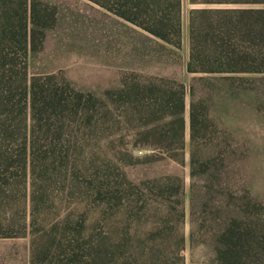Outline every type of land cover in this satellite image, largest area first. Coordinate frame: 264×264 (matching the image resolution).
Returning <instances> with one entry per match:
<instances>
[{
  "label": "rangeland",
  "instance_id": "obj_1",
  "mask_svg": "<svg viewBox=\"0 0 264 264\" xmlns=\"http://www.w3.org/2000/svg\"><path fill=\"white\" fill-rule=\"evenodd\" d=\"M246 6L264 8V2L217 7ZM198 7L181 0V39L175 46L159 43L91 0H0V154L15 157L25 131L33 129L56 135L57 158L51 165L38 153L42 162L30 184L18 163L6 170L0 165V264H161L164 258L179 264L174 251L181 238L188 246L191 218L188 211L180 214L175 196L162 202L158 186L165 195L176 190L178 201L187 200L191 181L198 195L204 191L189 175L191 100L195 131L234 132L228 141L240 171L236 188L242 195L251 187L264 203V74L245 76L244 82L193 81L200 74L185 71L188 17ZM31 75L68 84L69 99L70 88L92 94L94 108L84 97L78 114L72 104L61 113L48 108L33 126L25 93ZM165 81L183 83L184 152L181 161L153 162L144 148L152 139L140 128L149 120L134 110L126 120L128 100L118 99L111 108L104 93ZM2 131L12 133L14 142L6 143ZM44 169L47 176L41 179ZM210 218L202 222L193 213L199 234L195 231L192 250L183 251V264L196 259L197 245L207 239L202 233L213 227Z\"/></svg>",
  "mask_w": 264,
  "mask_h": 264
},
{
  "label": "trees",
  "instance_id": "obj_2",
  "mask_svg": "<svg viewBox=\"0 0 264 264\" xmlns=\"http://www.w3.org/2000/svg\"><path fill=\"white\" fill-rule=\"evenodd\" d=\"M117 17L140 28L147 35L161 44H180L181 39V0H91ZM192 5L199 6L190 11L188 17V59L185 63L186 73L200 74L193 81L207 80L211 83L219 79L238 80L244 82L245 76L264 74V8L259 7H217L220 5L255 4L264 0H189ZM5 4L7 0H2ZM26 27L23 25V29ZM26 33V32H25ZM34 36V31L31 30ZM48 75L40 78L31 75L26 80V99L28 103V120L36 125L37 117L41 120L48 108L52 114L63 112L69 104L73 113L80 111L79 104L86 98L89 108H94L96 99L92 94L85 95L70 88V99L66 98L69 86H61ZM175 86L165 81L148 86L133 84L125 88L105 91V97L111 99L110 107H114L118 99L128 100L123 104V116L127 120L133 110L140 119L149 122L140 125L146 136L151 137V145L144 146L150 150L149 161L164 160L181 161L179 154L184 152L183 117L184 88L180 81ZM194 92V84L190 85ZM85 97V98H84ZM115 98V99H114ZM147 101V103H145ZM74 102V103H73ZM189 112V147L188 167L191 180L199 179L204 184L202 195L194 190L191 181L188 198L178 201L177 191L161 192L162 202L172 201L180 204V214L188 211L190 231L188 246L181 238L174 254L179 264H183V251L194 247L195 231L192 216L197 212L202 222L211 216L213 227L203 244L197 245L199 253L191 264H264V203L254 194L251 187L239 195L235 176L240 174L235 162V151L231 149L228 138L233 131H195L197 116L193 101ZM108 108V111H111ZM82 110V109H81ZM30 116V117H29ZM201 132L200 140L197 138ZM12 133L2 131L6 143L14 142ZM55 134L44 131H25L22 138V149L10 155L0 154V165L6 170L14 162L22 166L24 179L33 183L36 164H53ZM42 155V161L37 156ZM146 157V156H145ZM249 178L256 174L250 155ZM61 163V161H59ZM54 165V164H53ZM46 170L39 173L44 178ZM47 176V175H45ZM180 179L178 175L175 176ZM29 206L34 209V191L28 189ZM204 229V226L202 227ZM202 231V230H201ZM161 264H170L166 258Z\"/></svg>",
  "mask_w": 264,
  "mask_h": 264
}]
</instances>
